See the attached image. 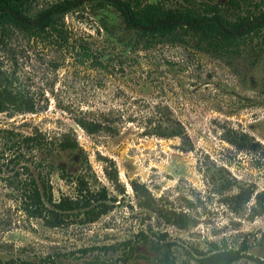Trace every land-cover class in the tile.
I'll return each instance as SVG.
<instances>
[{
  "label": "rangeland",
  "instance_id": "obj_1",
  "mask_svg": "<svg viewBox=\"0 0 264 264\" xmlns=\"http://www.w3.org/2000/svg\"><path fill=\"white\" fill-rule=\"evenodd\" d=\"M64 21L106 66L12 34L0 47V71L33 109L0 111V128L39 134L51 147L54 199L74 194L59 167L83 170L85 155L95 188L106 189L108 210L91 222L50 226L25 214L0 164V264H159L162 252L176 264H200L208 242L221 238L235 245L245 238L247 251L264 258L255 238L264 231V212L253 209V193L264 189V51L218 56L191 39L142 49L107 5L68 12ZM81 118L101 128L88 133L76 123ZM63 132L80 148L58 149ZM239 132L259 145L238 149L229 140ZM132 181L149 197L136 196ZM239 190L252 193L230 199Z\"/></svg>",
  "mask_w": 264,
  "mask_h": 264
},
{
  "label": "trees",
  "instance_id": "obj_2",
  "mask_svg": "<svg viewBox=\"0 0 264 264\" xmlns=\"http://www.w3.org/2000/svg\"><path fill=\"white\" fill-rule=\"evenodd\" d=\"M0 0V47L8 44L9 38L18 35L41 46L54 45L70 50L79 62L105 67L85 42H76L66 27L64 15L68 12L110 6L120 15L124 26L134 31L133 43L142 49L155 47L158 43L186 44L188 39L202 51L218 56L256 57L264 51V0ZM41 6H38L41 3ZM54 66L56 64L53 63ZM8 107L32 110L33 102L11 86L0 71V111ZM86 132L93 133L101 124L92 119H76ZM230 142L238 149L248 142L250 148L259 145L245 132L231 137ZM61 150L74 151L79 144L74 137L63 132L56 142ZM34 149V150H33ZM51 147L39 134H23L9 128H0V164L8 172L3 176L17 192L21 209L29 217H39L48 225L67 224L79 219L91 222L108 210L104 202L106 189L95 188L96 176L82 156L83 170L66 171L59 167V176L72 185L73 195L52 197L48 174L52 164L48 159ZM28 165L36 171L32 173ZM1 166V165H0ZM116 174V171H115ZM136 196L149 197L144 184L132 181ZM252 190H239L230 199L241 202L248 199ZM256 212H264V189L253 193ZM150 199V198H149ZM146 205H149L148 202ZM140 239L148 236L140 231ZM256 238L264 244V231ZM138 240V239H137ZM138 240V241H139ZM130 243V241H128ZM250 242L242 238L237 245L225 238L208 242V248L197 257L200 264H232L245 258L256 264H264L247 249ZM129 250L132 244L128 245ZM157 249L156 246H153ZM52 262V260H49ZM159 264H176L174 257L162 252ZM28 264H41L30 261Z\"/></svg>",
  "mask_w": 264,
  "mask_h": 264
}]
</instances>
